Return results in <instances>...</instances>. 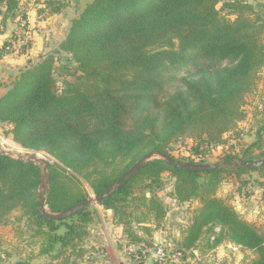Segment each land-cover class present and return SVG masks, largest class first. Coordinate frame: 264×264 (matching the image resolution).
<instances>
[{"label":"trees","instance_id":"trees-1","mask_svg":"<svg viewBox=\"0 0 264 264\" xmlns=\"http://www.w3.org/2000/svg\"><path fill=\"white\" fill-rule=\"evenodd\" d=\"M19 1L0 0V31ZM63 6L45 1L48 13ZM263 66L264 0H91L59 48L11 82L0 97V123L6 137L56 160L47 164L45 196L56 213L90 198L79 177L98 195L147 152L171 156L166 148L180 138L198 140L195 151L222 145L245 118L246 95ZM262 106L254 141L228 153L223 166L193 171L153 158L99 203L129 243L152 246L166 211L144 190L159 187L167 172L178 201L200 203L181 250L205 254L225 238L254 253L248 264H264V230L217 196L224 175L264 178V166L234 164L264 159ZM43 182L38 164L0 154V229L23 222L40 254L81 258L93 214L85 208L64 220L46 218L38 203ZM260 199L264 209V192Z\"/></svg>","mask_w":264,"mask_h":264},{"label":"rangeland","instance_id":"rangeland-1","mask_svg":"<svg viewBox=\"0 0 264 264\" xmlns=\"http://www.w3.org/2000/svg\"><path fill=\"white\" fill-rule=\"evenodd\" d=\"M20 1L18 10L15 14L17 21L20 18H26L24 12H26L25 8L28 7V4L41 3V1L45 3L46 0ZM90 1L91 0H63L64 6L61 12H59L61 13L59 15H61L60 18L61 21L63 20V25L68 22L66 34L69 30L71 20L76 18ZM9 19L11 20L13 17ZM16 27L17 26H15L14 29ZM64 28L65 27H63V32L65 31ZM58 48L59 45L54 50ZM54 50L47 52L45 55L52 53ZM45 55H40L30 67L36 65ZM60 55L62 57L64 53H60ZM25 64L27 66V63ZM19 74L14 80L17 79ZM14 80H12V82ZM263 102L264 66L258 74L256 89L246 95L243 105L245 118L237 123L233 132L224 135L225 142L222 145L214 147L201 146L195 151L198 140L180 138L170 143L166 149L171 156L181 161L220 164L223 166V158L228 153H239L254 141V133L256 130L254 122L261 116V113L263 114ZM6 128L7 126L4 123H0V143L5 149L18 153L24 157L36 156L40 160L47 162L56 161L45 151H34L23 148L13 141L11 136L6 137L4 135ZM35 163L40 166L42 176L45 180V174L42 170L43 163L41 161ZM161 176V185L159 187L147 188L144 190V193L146 196H155L162 203L166 211L165 216L157 227H153L152 236L151 238L149 237L152 242L151 247L143 246V244L136 245L129 243L126 235L124 236V240L119 245L123 246V253H125L128 259L127 262L129 263L126 264H248L250 262L254 257L252 251L235 245L225 238L205 254H199L193 250L191 255L188 250H181L182 232L189 226L193 214L200 207V203L198 200L178 201L172 194L174 178L167 172L163 173ZM79 179L84 190L89 193L90 198L94 196L89 185L80 177ZM41 190L42 189H40V191ZM263 192L264 178L257 172L252 171L243 173L238 177L236 175H224L219 184L217 196L227 199L243 219L254 223L257 227L264 230V209L259 205L260 196ZM98 205L99 204H92L87 207L93 214V220L88 224L89 227L101 223L99 216L108 218L109 215H112L113 219L112 210H110L109 213V211H106L108 209L103 207H101L103 213L99 215L96 209ZM106 213L108 215H106ZM63 231L64 227L60 226L57 233L62 234ZM136 231L139 232L137 229ZM215 232L219 233V229L215 228ZM29 234L30 232L25 229L23 222L0 229V264H94L97 260L92 253H87L88 250H92L91 248L94 247L88 245L85 240L86 246H84L83 242V251L87 254V257L68 259L66 261L65 258L53 259L52 255H42L39 253L38 239H30ZM141 235L144 238L147 237L145 233ZM130 253L133 255H129Z\"/></svg>","mask_w":264,"mask_h":264},{"label":"crops","instance_id":"crops-1","mask_svg":"<svg viewBox=\"0 0 264 264\" xmlns=\"http://www.w3.org/2000/svg\"><path fill=\"white\" fill-rule=\"evenodd\" d=\"M25 11L27 28L32 31V41L26 52H7L4 47L14 27L18 24L15 16L11 20H6L0 31V97L7 91L12 80L21 70L29 68L40 55H45L47 52L56 49L66 35L68 22L65 25L62 24L63 20L61 21V15H59L61 13H48L43 1L28 4ZM63 27H65L64 32ZM25 63H27V66ZM259 205L262 206L261 199ZM101 207V205H98L96 208L99 215L103 213ZM107 213L106 215H108ZM99 217L101 223H97L93 227L88 226V236L85 238L88 245L94 247L87 252L92 253L97 259L94 264L129 263L125 253H123V246L119 245L125 236L122 225L114 224L112 215H109L108 218ZM84 246H86L85 242ZM84 256L87 257V254L84 253L82 257Z\"/></svg>","mask_w":264,"mask_h":264},{"label":"water","instance_id":"water-1","mask_svg":"<svg viewBox=\"0 0 264 264\" xmlns=\"http://www.w3.org/2000/svg\"><path fill=\"white\" fill-rule=\"evenodd\" d=\"M0 154L8 155L14 158L23 159L25 161H33L34 163L40 162V161L43 163L42 170L44 171V174H45V180L43 182V186H42V190L39 196L38 203L40 206V213L46 218L54 220V221L64 220L68 218L69 216H72L76 214L77 212L89 207L92 204H99L101 201L111 196L114 192L118 191L127 182V180L133 177L140 170V168L147 161L153 158H162L166 160L167 162H169L171 165L177 166L182 169H188V170H193V171H207V170H211V169L221 166L220 164H203V163L185 162V161L176 159L168 154H164V153L152 150V151L147 152L142 157H140L136 162H134L115 183H113L110 187H108L101 194L94 195L91 198L85 201H82L78 204H75L60 212L52 213L47 210L46 205H45V196H46L47 189H48V174H47L48 162L44 160H40L36 156L24 157L18 153L11 152L5 149L1 143H0ZM234 164L236 166H242V167H247L251 169V168H257V167L264 166V159L253 160V161H242L241 160ZM107 211L110 212V209H108Z\"/></svg>","mask_w":264,"mask_h":264},{"label":"built area","instance_id":"built-area-1","mask_svg":"<svg viewBox=\"0 0 264 264\" xmlns=\"http://www.w3.org/2000/svg\"><path fill=\"white\" fill-rule=\"evenodd\" d=\"M31 41L32 31L27 28L25 18H20L18 19L17 27L12 31L4 47L7 52L24 53L30 47Z\"/></svg>","mask_w":264,"mask_h":264}]
</instances>
